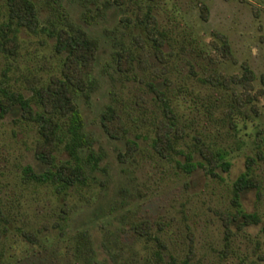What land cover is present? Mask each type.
I'll return each instance as SVG.
<instances>
[{"label": "rangeland", "instance_id": "obj_1", "mask_svg": "<svg viewBox=\"0 0 264 264\" xmlns=\"http://www.w3.org/2000/svg\"><path fill=\"white\" fill-rule=\"evenodd\" d=\"M32 1L34 28L9 21L0 0V41L14 38L0 42V97L9 88L33 99L34 88L61 76L66 51L55 45L56 30L90 39L87 86L74 87L87 178L60 190L27 177L25 165L51 166L36 158L37 124L17 108L0 114V264H167L170 256L177 264H264V0ZM147 10L163 33L161 53L140 20ZM223 38L233 58L221 55ZM242 62L255 74L250 90L207 80L210 72L240 75ZM107 106L124 123L120 138L103 130ZM161 129L177 149L166 156L152 145ZM126 138L137 143L129 155ZM65 140L60 129L54 165L70 160ZM202 144L223 151L229 168L217 159L218 175L199 165L187 171V153L205 163ZM249 158L258 180L237 206L232 183ZM238 207L259 221L240 225Z\"/></svg>", "mask_w": 264, "mask_h": 264}, {"label": "trees", "instance_id": "obj_2", "mask_svg": "<svg viewBox=\"0 0 264 264\" xmlns=\"http://www.w3.org/2000/svg\"><path fill=\"white\" fill-rule=\"evenodd\" d=\"M115 1L121 3L123 0ZM6 3L9 9V21L15 17V23L18 25H27L32 28L36 26L38 19L32 0H6ZM204 8L206 9L205 6ZM140 14V20L146 21V31L155 40L154 50L157 53H161L160 45L164 41V37L161 31L157 33L155 30V18L149 10L140 12ZM5 26L10 29L9 22H6ZM55 36L56 47L66 51L61 76H53L46 84L34 88L33 99L24 96L21 91L1 88L0 114L2 115L17 108L21 116L37 124L38 132L42 138L37 143L35 155L41 162L50 164L51 166L40 171H35L30 165H25L23 168L24 174L38 182H52L56 185L57 189L61 190L74 184L86 182L85 162H83L80 152L88 145V141L82 130L81 116L74 102V87L80 90L86 88L87 82L84 76L91 69L95 57L94 44L90 39L72 34L65 29L56 30ZM1 37L0 42L14 40L13 37L6 34L1 35ZM219 50L223 57L233 58L229 45L224 38ZM241 65L243 69L240 75L230 74L227 76L221 72H210L207 75V80L214 85L224 88H231V82H241L248 91L253 86L252 79L255 78V74L246 62H242ZM259 79L264 84V73L259 75ZM259 92H262L261 88ZM252 97V94H247L246 99L242 97L241 100L245 103L251 101ZM236 99L242 105L241 101L238 98ZM165 107L168 110V114L171 115L170 107L167 104ZM100 122L105 133L111 137L120 138L126 131L122 119L111 106H107L101 112ZM173 123L174 121L171 120V124ZM168 128L170 129V126ZM60 129L63 130L66 136L63 146L70 160L54 165L53 152L56 148V140ZM152 145L163 156L169 154L170 150L177 151V149H174L172 138L168 135V130L164 129L156 132V136L152 139ZM136 147L137 143L134 140L126 138L125 154L129 155L131 150ZM198 150L205 159V163L192 160L191 154L187 153L184 163L187 171L190 172L199 165L201 167L204 166L206 172L218 175L215 171V166L218 164L217 159H220L219 165L223 170L229 168L230 162L222 159L224 157L223 151L213 150L205 144L200 145ZM88 156L89 159H92V165H95L97 158L91 152L88 153ZM252 160V158L247 159L246 170L238 174L232 183V200L237 206L240 205L239 198L241 193L254 187L258 180L253 174H248ZM232 218H241L242 220L239 221L240 225L259 221V217L255 212H245L240 207L232 214ZM160 244L164 245V243ZM167 264H177V262L173 256H170Z\"/></svg>", "mask_w": 264, "mask_h": 264}]
</instances>
